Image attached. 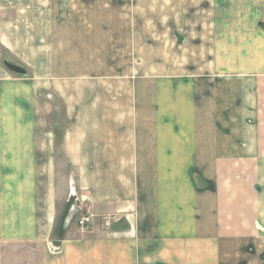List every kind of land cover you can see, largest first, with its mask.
I'll return each mask as SVG.
<instances>
[{"label":"crops","instance_id":"0c3cea01","mask_svg":"<svg viewBox=\"0 0 264 264\" xmlns=\"http://www.w3.org/2000/svg\"><path fill=\"white\" fill-rule=\"evenodd\" d=\"M196 2L228 13L197 47L203 83L178 85L169 73L150 85L124 80L116 91L105 84L101 105L87 97L92 116L73 122L61 144L68 181L47 150V89L69 98L72 114L89 85L65 94L53 84L63 44L45 3L19 12L22 27H0V50L30 74L0 66V264H140L142 243L168 256L162 264H239V249L252 244L253 259L264 258V0ZM75 208L79 218L132 214L138 237H74ZM48 240L61 243L60 255L46 250Z\"/></svg>","mask_w":264,"mask_h":264},{"label":"rangeland","instance_id":"374dc122","mask_svg":"<svg viewBox=\"0 0 264 264\" xmlns=\"http://www.w3.org/2000/svg\"><path fill=\"white\" fill-rule=\"evenodd\" d=\"M39 2L45 3L43 7L52 13L51 21L56 13L54 25L59 33H55L58 37L55 43L63 44H58L59 50L56 51L60 52V56L53 66L59 73L56 72L58 79L53 84H60L57 87L65 94L71 89L74 90L75 84L79 90L80 84L89 85V91L86 90L87 87L81 89L78 96L83 94L84 97L77 99L76 109H73L72 114H69L67 105L69 98L66 102V98L59 96V93L55 95L53 89H47L48 93L46 92L48 109L43 126L45 132L53 136L47 150L50 157H53L58 175L67 181L69 177L66 174L70 173L72 162H69V154H66L65 146L61 144L65 133L77 127L73 122L88 120L83 118L92 116V107L85 108L84 101H87V97L96 105H101V101L105 102V84L113 90V84L122 83L124 80L150 85V78H170L169 73H174V83L178 85L186 81L194 83L195 86L198 81L203 83V79H198L197 75L202 67L198 66L202 62L197 63V47L199 43L207 42L214 28L220 26L221 19L228 16L225 9L218 15L213 14L214 3H197L196 0H0V27H22V15L19 12L28 5L38 7ZM58 8L59 12L56 10ZM14 36L17 37L16 34ZM167 56L173 57V66L166 65ZM3 59L6 63L22 67L25 75L9 70ZM14 61L16 60L13 57L0 50L1 67L19 78L29 77L28 67H24L21 62L15 64ZM66 75H71L70 83L65 79ZM190 88L194 90L193 95L198 101V89L193 85ZM94 117L98 120L105 119V114H94ZM195 182L197 187H202L197 177ZM129 203L127 202L128 205ZM128 205L125 207L128 208ZM93 211H87L90 221L84 228H80L77 223L80 212H83L79 211V215L73 216L74 219L70 222L77 227L75 232H78L72 236L76 237L78 234L80 238L92 241L116 239V242L123 240L121 236L124 235L138 237L135 216L132 214H98L96 210ZM49 245L55 247L53 255H60V242L48 240L46 250ZM139 250L143 256L140 264H162V261L169 260L168 256L164 259L162 254L148 249L143 243ZM257 253L258 247L255 244L244 250L243 254L239 249L238 255L242 260L239 264H255L257 260L264 263L263 256L253 259ZM160 255L162 258H154Z\"/></svg>","mask_w":264,"mask_h":264},{"label":"built area","instance_id":"2783aa9c","mask_svg":"<svg viewBox=\"0 0 264 264\" xmlns=\"http://www.w3.org/2000/svg\"><path fill=\"white\" fill-rule=\"evenodd\" d=\"M75 210H76L75 215H78V214H79V210H78V209H75ZM76 217H77V216H76ZM89 221H90L89 218H87V217H81V218L78 219L77 223H79L78 226H79L80 228H84V226H85L86 224H88ZM48 249H49V251H50L51 253H55V247H54V246L49 245V246H48Z\"/></svg>","mask_w":264,"mask_h":264},{"label":"water","instance_id":"95a60500","mask_svg":"<svg viewBox=\"0 0 264 264\" xmlns=\"http://www.w3.org/2000/svg\"><path fill=\"white\" fill-rule=\"evenodd\" d=\"M4 61H5L6 67L9 70H11L12 72H14V73H16L18 75H25V71H24V69L22 67L6 63L7 62L6 60H4ZM75 213H76V210L74 209V211L72 212L71 216L75 215ZM70 219H71V217H70Z\"/></svg>","mask_w":264,"mask_h":264},{"label":"bare ground","instance_id":"6f19581e","mask_svg":"<svg viewBox=\"0 0 264 264\" xmlns=\"http://www.w3.org/2000/svg\"><path fill=\"white\" fill-rule=\"evenodd\" d=\"M71 215H72V214H71ZM73 216H74V215H73ZM73 216H70V217H71V219L73 218ZM71 219H70V220H71Z\"/></svg>","mask_w":264,"mask_h":264}]
</instances>
